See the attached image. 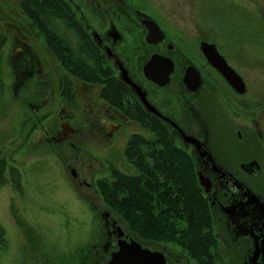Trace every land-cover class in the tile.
Returning <instances> with one entry per match:
<instances>
[{"label": "rangeland", "instance_id": "obj_1", "mask_svg": "<svg viewBox=\"0 0 264 264\" xmlns=\"http://www.w3.org/2000/svg\"><path fill=\"white\" fill-rule=\"evenodd\" d=\"M21 1L0 0V35L6 39L0 51V183H5L0 188V225L7 232L8 243L7 250H0V264H108L118 249L113 234L117 230L115 226L145 248L165 251L173 264H204L206 261L242 264L243 246L232 240L219 211L211 207L217 193L216 182L211 195L204 192V199L211 210L212 234L217 247L211 249L204 260L176 242L139 241L124 220L103 203L100 189H95L99 180L108 178L107 160L102 159L103 155H110L109 166L130 176L137 175L124 158L129 138L134 133L146 138L151 134L135 124L125 127L118 117L113 122L108 119L111 113L100 100L97 86L75 82L74 99L62 98L59 80L64 77V71L60 63L49 56L44 40L23 15ZM67 1L77 4L79 16L84 14L91 25L92 12H106V2L102 0ZM201 5L208 7L203 17ZM139 6L162 26L168 40L182 47L184 40L193 44L196 40L217 37L218 44L228 49L230 63L247 79L249 91L245 101L255 105L259 101V111L264 110V0H112L115 12L136 11ZM18 42L32 49L43 70L41 77H35L28 84L24 99L20 100L12 94L15 76L10 64ZM169 92L158 93L162 101L171 98ZM27 103L40 105L41 109L31 111ZM165 104L162 111L166 113L168 105L176 106L177 102ZM238 108L240 115L235 112L232 120L236 140L237 131L251 134L252 129L247 125L256 127L259 121L263 127L260 132L264 133V112L254 121L249 110L245 113ZM119 123L123 125L122 131L105 144L106 134ZM105 126H110L107 131H104ZM207 126L212 136L215 132L212 123L207 122ZM182 128L188 136H201L197 125ZM169 129L178 146L192 157L197 174L200 166L192 147H187L174 129ZM70 130L76 131L75 138L67 136ZM260 137L259 149L264 148V135ZM63 138L67 142H58ZM70 141L78 145V153L68 145ZM255 148L243 146L239 157L261 159L262 155L264 161V152H257ZM72 169L80 182L85 180L94 188H79ZM112 182L111 179L104 181ZM259 183L264 185V174ZM105 214L110 215L108 223ZM16 218L24 224V230ZM28 228L32 230V241L26 236Z\"/></svg>", "mask_w": 264, "mask_h": 264}, {"label": "flooded vegetation", "instance_id": "obj_2", "mask_svg": "<svg viewBox=\"0 0 264 264\" xmlns=\"http://www.w3.org/2000/svg\"><path fill=\"white\" fill-rule=\"evenodd\" d=\"M65 1L71 7L73 14H75L76 22H78L79 26H82L86 38L98 49L104 67L110 70L114 80L116 79L123 84L129 97L126 100H122L119 105H113L105 97L103 98L101 95L105 85L98 82H86L77 77L72 72V68L68 67L52 51L45 34L22 11L23 15L30 21L31 26L36 28L44 40L49 56L59 62L64 71V77L59 80L62 98L67 101L74 99L75 82H80L89 87L97 86L100 89L98 94L100 100L111 113L107 116L108 119L113 122L118 117L123 121L125 127H128L129 124H135L140 129L145 130L139 120H145L146 118L144 119L136 114L142 111L148 118H153L167 129L172 141L175 142L182 152H185L178 146L169 128L174 129L185 145L192 147L195 152L200 166L197 171L198 180L200 176H203L210 187V190L207 191L199 182L203 195L204 192L205 195H211L216 182L218 188L214 201H211V207L219 211L232 240L237 245L243 246L242 264H264V185L259 183L264 174L263 156L261 155V159L253 156L248 158L239 157V151H241L240 149L243 146L246 149L255 148L253 146H256L257 152L259 150L264 152V148H258L262 142L260 136L264 135L263 132H260L263 127L260 121L255 123L256 127L248 124L247 126L249 130L252 129V133L246 135L242 130H239L237 131L238 139L236 140L235 126L232 121L235 112L240 115L237 112L238 107L245 113L249 110L248 112L252 114L254 121L264 110L259 111L261 109V102L259 101L256 103L257 105L251 101H245L244 97L249 91L246 83L247 79L243 78L238 68L230 63L228 49L218 44L217 37L196 40L193 44L184 40L185 46L183 47L180 44L171 42L168 40V36L162 26L149 15L147 16L146 11L141 6L136 11L115 12L112 7V0H102L106 2V12L100 11L99 14L92 12L94 17H92L93 25H91V23L87 22L84 14L79 16L77 4L74 5L67 0ZM200 9L203 17V14L208 11V7L201 5ZM206 18L210 19L208 15ZM212 19L215 20V17H211ZM204 43L215 46L219 56H222L227 65L243 78L247 90L245 95H240L233 90L226 79L221 76L213 62L204 55ZM15 52H20L21 57L16 63L14 71L11 61ZM213 52L214 49H211V53ZM12 53L10 64H12L13 75L15 76L12 88L18 78L17 72L26 73L27 71H32V77L26 80L21 87L19 95L17 97L13 95L14 98L20 100L24 99L23 92L27 89L28 84L35 77H41L43 70L38 57L25 43L18 42ZM207 82L209 83L208 85L206 84ZM166 91H171L169 92L171 98L162 101L158 93ZM174 101L177 102L176 106L168 105V110H164L166 113L162 111L166 106L165 103ZM145 104L153 107L155 112H151ZM27 107L31 111H39L41 109L40 105H31L30 103H27ZM133 108L137 109V111L135 112ZM207 122H211L214 127L215 132H212V136ZM123 125L119 123L117 127L110 128L109 134H106L105 137V144L110 137H114L115 134L117 135V133L122 131ZM146 125L152 127L153 121H148ZM188 125L198 126L201 133L200 138L193 135L188 136L187 132L182 128ZM105 127L104 131H107L110 126ZM98 130L101 131L99 128ZM74 132L76 131L70 130L67 132V136L71 139L75 138ZM149 133L151 137L148 139H153L155 134ZM67 136L66 138H68ZM133 136L143 135L134 133L129 138V141ZM143 137L146 138L145 136ZM66 138L58 140V142H67ZM189 138L193 142L186 140ZM129 141L124 158L137 172V175L131 176H138L140 173L126 155ZM68 145L78 153V145L71 141ZM185 153L190 155L187 152ZM220 154H223L224 157H221ZM99 155L101 156V154ZM103 156L101 158L107 160L108 178L101 179L98 182L101 183L109 179L114 182L119 175L131 177L121 170L109 166L108 157L110 155L105 154ZM72 171L75 170L72 169ZM73 177L77 182V174L76 177ZM77 184L81 189L84 187L88 190L94 188L85 180L83 182L78 180ZM95 187V189H99V185L96 184ZM105 215L104 218L108 223L110 215ZM117 228L115 226L114 229ZM113 234L116 235V230H114ZM146 242L153 244V242ZM161 244L164 243L162 242ZM142 247L153 254H162L167 260V264H173V259L165 251H153L148 247ZM117 251L119 250L117 249ZM205 264H211V261H206Z\"/></svg>", "mask_w": 264, "mask_h": 264}, {"label": "trees", "instance_id": "obj_3", "mask_svg": "<svg viewBox=\"0 0 264 264\" xmlns=\"http://www.w3.org/2000/svg\"><path fill=\"white\" fill-rule=\"evenodd\" d=\"M20 5L24 15L45 34L52 51L77 77L104 84L101 96L113 105L128 99L123 84L104 67L98 49L86 38L65 0H22ZM5 44V37L0 35V51ZM136 114L146 118L139 122L155 136L130 139L126 155L140 175H119L111 184L101 182L103 203L124 220L139 241L176 242L204 259L217 242L212 234L211 210L192 157L176 146L167 129L156 120L142 111ZM150 120L152 127L146 125ZM4 185L0 183V188ZM18 225L24 230L21 220ZM28 229L26 236L32 241V230ZM7 249V232L0 225V250Z\"/></svg>", "mask_w": 264, "mask_h": 264}, {"label": "water", "instance_id": "obj_4", "mask_svg": "<svg viewBox=\"0 0 264 264\" xmlns=\"http://www.w3.org/2000/svg\"><path fill=\"white\" fill-rule=\"evenodd\" d=\"M211 49H214V52L211 53ZM203 52L207 58L213 62L215 67L220 72L221 76L226 79L228 84L233 90L238 92L240 95L246 94V85L237 72L229 67L222 56L215 50V46L210 44H203ZM21 53L15 52L14 58H12L11 63L13 64L14 71L16 68V63L19 61ZM18 76L16 83L13 89L14 97H17L20 93L21 87L25 84L26 80L32 77V71H27L26 73H16ZM148 109L152 112H155V109L148 104H145ZM193 142L192 139H186ZM73 176L76 177V172L72 171ZM199 182L202 187H205L207 191L210 190L209 185L207 184L206 179L203 176L199 177ZM116 238L118 240V252L113 253L111 261L108 264H167V260L163 257L162 254H153L148 249H143L142 245L136 240L129 237L122 228H117Z\"/></svg>", "mask_w": 264, "mask_h": 264}]
</instances>
